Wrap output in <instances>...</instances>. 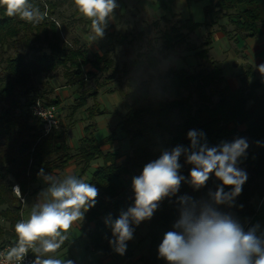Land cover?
<instances>
[{
  "label": "trees",
  "instance_id": "1",
  "mask_svg": "<svg viewBox=\"0 0 264 264\" xmlns=\"http://www.w3.org/2000/svg\"><path fill=\"white\" fill-rule=\"evenodd\" d=\"M206 1L202 7L204 20L197 22L191 16L179 15L161 34L162 43L157 53L173 50L202 26L217 25L218 31L233 40L254 37L264 27V0ZM46 2L50 14H54L61 3ZM30 3L42 8L39 0H30ZM220 18H226L233 26L235 31L231 35L224 26L217 24ZM58 29L52 21L30 24L18 16L9 17L0 7V63H3L0 67V219L6 224L0 226V237H4L0 243L15 245L18 239L15 225L22 220V203L13 192V185L19 186L24 199V196L38 192L36 184L41 169L44 172L60 170L74 160L83 171L92 160L102 158V164L94 167L88 181L98 190L95 205L85 213L92 226L82 228V231L87 235V247L107 253L113 236L105 219L111 215L115 220L122 210L126 211L134 204L133 177L139 176L148 162L158 159L162 151H171L177 145L188 147L190 130L202 131L209 146L246 138L249 148L243 157V165L248 179L231 205L216 207L236 221L248 222L254 216L252 198L264 197V94L258 91L262 82L254 77L250 65L238 76L239 85L230 89L221 64L209 56L213 33L209 29L197 47H188L209 66L192 71L169 66L157 75L154 84L149 69L157 70L161 61L154 54L149 39L146 38L144 50L117 66L107 51L90 52L75 38L71 43L66 42ZM142 36L139 32L132 38L141 41ZM86 65L95 72L85 69ZM58 68L62 70L65 83L79 89L77 103L73 105L75 109L86 105L87 98H93V102L84 108L89 122L82 127L73 153L63 129L42 134L39 122L29 113L34 100L42 98L36 94L34 77L40 74L50 77ZM143 73L146 78L141 77ZM116 78L124 80V88L118 90L125 111L119 113L118 124L129 141L127 153L112 148L102 150L103 145L111 142V136L98 141L94 133L95 117L104 110L95 98L97 91L85 88L89 79L101 88ZM44 100L56 104V101ZM185 159L182 155L179 163L182 165L180 174L186 181L175 196L160 203L153 217L146 222L149 239L145 256L138 258L139 264H168L158 257V246L164 233L173 230L172 226L179 218L178 197L186 195L194 202L210 201L209 191L214 192L221 183L213 174L205 187L194 190L187 182L192 165ZM230 190L225 187V191ZM133 227L136 233L138 226ZM130 250L124 255L131 254Z\"/></svg>",
  "mask_w": 264,
  "mask_h": 264
},
{
  "label": "clouds",
  "instance_id": "2",
  "mask_svg": "<svg viewBox=\"0 0 264 264\" xmlns=\"http://www.w3.org/2000/svg\"><path fill=\"white\" fill-rule=\"evenodd\" d=\"M79 14L91 21L90 39L102 37L108 19L117 8L116 0H73ZM0 7L9 17L18 16L30 24H39L47 16L30 0H0ZM47 6H45L46 8ZM264 76V64L258 68ZM188 147L177 145L171 151L164 150L158 159L148 162L139 176L132 179L134 204L122 210L115 220L109 215L105 224L111 228L113 239L109 243L123 255L128 241L133 239L134 227L150 220L165 198L175 196L186 178L180 174L179 158L192 165L187 182L199 190L206 186L210 176L221 183L209 191L210 201L194 202L188 196H180L179 218L173 230L167 231L158 246V257L168 264H264V233L257 234V227H244L223 213L216 206L231 205L242 192L248 179L247 172L238 167L246 155L249 144L246 138L232 142L222 141L209 146L202 131L190 130ZM260 142L257 141V144ZM48 185L39 193L30 216L15 225L17 242L0 253V264L20 262L31 250L36 258L33 264H72L54 258L67 239L66 233L75 222L82 221L84 214L96 203L97 188L75 175L58 178L38 173ZM230 191H225V187ZM13 191L21 198L19 186Z\"/></svg>",
  "mask_w": 264,
  "mask_h": 264
},
{
  "label": "rangeland",
  "instance_id": "3",
  "mask_svg": "<svg viewBox=\"0 0 264 264\" xmlns=\"http://www.w3.org/2000/svg\"><path fill=\"white\" fill-rule=\"evenodd\" d=\"M39 1L61 2L56 6L55 13L52 15L59 23L58 30L64 41L71 43L72 39L75 38L85 45L90 52L102 53L107 51L117 66H120L129 57L135 56L138 51L144 50L146 38L149 39L156 50H154V54L161 61L157 70L149 69L153 73L154 84L157 81V75L169 66L183 67L190 71L198 67H208V62L198 59L194 53L195 50H190L188 47L190 45L197 47L204 40L209 29L214 32L211 36V57L220 62L222 73L230 89H234L239 83V73L247 66V64H242V58L238 55L239 50L244 47L243 39L239 38L235 42L233 38H228L223 32L218 31L216 29L217 25L199 27L187 36L183 44L176 46L173 50L161 54L157 53L162 43L161 34L167 31L171 22L176 21L179 15L183 17L191 16L192 20L197 22L204 20L202 7L207 3L206 0H192L190 2L186 0H116L118 6L108 19L104 35L95 39H90L94 35L91 31V21L79 14L73 0ZM167 19H169V22H167ZM217 24L224 26L230 35L235 31L226 18H220ZM139 32L143 34L141 41L132 38ZM182 32H185V29ZM254 38H256V44H261L264 41V33L258 32ZM255 55L257 59H262V61L258 60L253 64L255 66L264 64V48ZM2 65L1 62L0 67ZM85 69L95 72L90 65H86ZM61 73V68H58L50 77L40 74L34 77V83L37 95L46 100L56 101L61 123L59 129H63L67 133V143L72 148L71 152L73 153L76 151L78 139L82 135V127L89 122V119H86L84 108L93 102V98H87L86 105L75 109L73 105L77 103L76 97L79 89L75 85L66 84L61 77ZM96 73L98 74V72ZM141 77L146 78V73L141 74ZM260 77L261 82L264 84V77ZM85 88L89 91H97L95 98L101 102L104 110V113L95 117V138L102 141L111 136V142L108 144L112 149H119L124 153L129 152L128 138L118 124L120 115L125 111L118 90L124 88V80L116 78L108 86L100 88L96 87L93 79H89ZM110 89L113 90L110 91ZM258 91L260 92V88ZM110 147L105 145L101 148L105 151ZM72 162L75 166L67 164L60 169L58 174L52 172H44V174H52L61 179L71 174L88 182L94 167L102 164V158L92 160L83 171H80L79 165L74 160ZM238 167L245 170L243 157L240 159ZM37 184L40 186V190L31 196H27L26 200L21 202L22 220L29 218L31 208L37 202L39 193L48 187L41 176H38ZM251 203L255 209L254 216L248 222L243 219H238L237 222L244 227L245 231L258 226L257 234L264 233V197H254ZM146 222L147 220L141 222L138 225L137 232L133 235V239L126 242V251L131 249V254L120 255L114 250L113 246L110 247L107 253H103L100 249L87 247V235L82 231V228H90L92 223L86 219L84 214L83 220L75 222L66 233L67 239L62 245L63 247L58 249L57 255L61 260L72 261V264H139L140 260L138 258L145 256L149 239ZM0 226H6L1 219ZM3 238V236L0 237V242Z\"/></svg>",
  "mask_w": 264,
  "mask_h": 264
},
{
  "label": "built area",
  "instance_id": "4",
  "mask_svg": "<svg viewBox=\"0 0 264 264\" xmlns=\"http://www.w3.org/2000/svg\"><path fill=\"white\" fill-rule=\"evenodd\" d=\"M42 8H39L40 11L47 12V16L43 21H52L54 22L57 27H59V23L56 20V18L48 12V6L45 2H42ZM45 6H47L45 8ZM29 113L31 117L39 122L40 129L42 131V134H48L52 132L54 129H57L60 127V117H59V107L56 104H49L47 103L43 98H36L34 102L29 107ZM13 185L12 189L14 188ZM14 192V191H13ZM15 193V192H14ZM21 202L24 201L23 197H19ZM15 246L10 243H0V253L5 252L10 247ZM36 255L29 250L27 255L24 257V259L20 262V264H33V261L35 260ZM12 264H17V262L13 261Z\"/></svg>",
  "mask_w": 264,
  "mask_h": 264
},
{
  "label": "crops",
  "instance_id": "5",
  "mask_svg": "<svg viewBox=\"0 0 264 264\" xmlns=\"http://www.w3.org/2000/svg\"><path fill=\"white\" fill-rule=\"evenodd\" d=\"M258 32H261V33H264V27H262V28H260L259 29V31ZM214 33V32H213ZM212 33V34H213ZM216 34V33H215ZM219 34V33H218ZM243 39V41H244V47L242 48V49H240L239 50V53H238V55H240V57L242 58V64L243 65H245V64H247V65H250L251 66V70L253 71V73H254V77L255 78H258L259 80H260V76H262L261 75V73L259 72V70H258V68H259V66L260 65H262V64H260V65H258V66H255L253 63L254 62H257L258 60H261L262 61V59H257L256 58V55L255 54H257L258 53V51H261V49H263L264 48V41L263 42H261V44H256L257 43V41H256V38H254V37H245V38H242ZM235 42L237 41V40H234ZM212 46V45H211ZM211 46H210V50H209V56L211 57V54H210V51H211ZM241 52V53H240ZM212 59H214L213 57H211ZM214 60H216V59H214ZM216 61H218V60H216ZM219 62V61H218ZM220 63V62H219ZM241 67H242V65H241ZM246 69V68H245ZM245 69H243V71L241 70V72L239 73V75L240 74H242L243 72H244V70ZM264 77V76H263ZM261 81V80H260ZM263 84V83H262ZM239 85V83L236 85V87ZM235 87V88H236ZM260 92H262L263 94H264V84L260 87ZM103 146H105V145H103ZM108 147H110L109 145H107ZM111 148V147H110ZM70 162H72V160H70L67 164H71L72 166H75V164L72 162V163H70ZM66 164V165H67ZM65 165V166H66ZM59 171L60 170H54V171H52V173H56V174H58L59 173ZM36 186H38L39 187V190H40V186L38 185V184H36ZM38 190V191H39ZM33 195V194H32ZM27 196H31V195H26V196H24V200H26V198H27ZM24 202V201H23ZM23 210V209H22ZM21 213H22V211H21ZM63 245V244H62ZM61 245V247L60 248H62L63 246ZM58 251V250H57ZM50 255H52L54 258H57V259H60V257L57 255V252L56 253H54V254H50Z\"/></svg>",
  "mask_w": 264,
  "mask_h": 264
}]
</instances>
